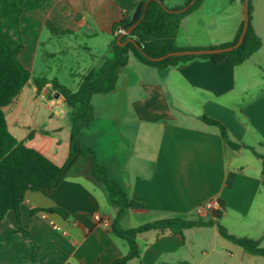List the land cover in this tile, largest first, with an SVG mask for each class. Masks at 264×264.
Segmentation results:
<instances>
[{
  "label": "crops",
  "instance_id": "obj_1",
  "mask_svg": "<svg viewBox=\"0 0 264 264\" xmlns=\"http://www.w3.org/2000/svg\"><path fill=\"white\" fill-rule=\"evenodd\" d=\"M138 1L25 0L24 49L19 58L32 78L5 108L6 115L10 110L20 116L11 122L7 116L8 129L20 142L36 149L30 142L35 128L44 126L33 120L38 102L24 97V90L28 88L36 99L48 97L49 126L41 133L64 131L60 123L71 108L61 96L56 97L53 82L68 87L58 79L55 62L79 78V87L84 75L99 72L113 56V27L132 18ZM188 1L162 0L171 3L172 9ZM244 2L203 0L182 19L177 46L210 49L234 42L244 22ZM251 3V23L262 48L243 64L197 59L160 71L129 55L115 90L92 97L94 117L81 142L108 177L143 206L128 210L117 222L122 230L141 226L136 222L142 217L150 218L146 223L199 219L197 206L213 197L224 206L218 224L187 229L183 236L158 231L139 234L141 255L127 264H257V256L237 248L218 228L221 225L237 237L258 240L264 236L262 160L249 149L264 155V0ZM37 78L49 81L40 94ZM204 116L222 123L231 141L248 148L229 146L218 127L203 121ZM66 133L70 149L72 127ZM68 156L59 162L48 158L62 166ZM80 161L88 172L70 171L55 189L25 193L21 227L36 248L39 264H112L130 252L129 243L112 230L119 207L93 176L91 159L82 157L76 164ZM57 208L67 216L48 211ZM97 215L109 218L111 228L99 223ZM202 219L216 220L214 214ZM18 226L14 211L0 222V264H32L30 243Z\"/></svg>",
  "mask_w": 264,
  "mask_h": 264
},
{
  "label": "trees",
  "instance_id": "obj_2",
  "mask_svg": "<svg viewBox=\"0 0 264 264\" xmlns=\"http://www.w3.org/2000/svg\"><path fill=\"white\" fill-rule=\"evenodd\" d=\"M34 1L40 2L41 0ZM191 1L189 0L186 5ZM146 2L147 0H139L132 18H124L114 25V38L110 43L113 56L104 63L99 72L92 71L84 75L76 91L53 82L56 94H59L70 108L77 110L72 114L73 127L70 138V155L67 161L59 166L40 151L20 142L8 129L5 108L19 96L32 78V74L19 58L21 51L24 49L21 18L25 0H0V222L5 219L9 211H14L19 225L18 232L28 241V232L21 227L20 212L25 193L27 191L47 192L57 188L82 157L91 159L93 176L99 183L104 185L110 202L119 207L116 223L112 227L114 234L126 240L130 245V252L126 256L115 260L112 264H127L131 259L140 257L138 235L141 233L158 231L183 236L184 231L187 229L218 224L217 219L223 214V212L216 213V220L209 222L204 221L202 218H168L146 223L137 228L122 230L117 222L128 210L142 208L143 206L131 200L126 191L108 177L106 170L97 163L93 152L81 142L82 134L94 117L93 95L110 93L115 90L119 70L128 64L129 55H133L146 66L164 71L169 67H181L183 64L197 59L211 60L216 64L227 61L233 66H239L262 48V40L256 34L251 23L252 3L250 1V24L244 41L239 48L220 54L174 56L159 62L153 61L151 58L165 56L171 52L189 50L179 48L176 44L180 24L182 19L196 10L203 0H197L188 11L181 14L167 12L162 0H151L144 14ZM143 14V20L132 31L131 35H125L121 40V42H126L129 38H134L137 45L128 42L125 46H120L118 44V39L121 36L119 30L128 31L141 19ZM243 26L244 22L234 42L210 49L225 48L236 44ZM48 83L49 81L44 78L35 80L38 94L42 92ZM202 119L204 122L218 127L222 138L232 148L236 150L242 147L248 148L231 141L226 127L219 121L205 116ZM249 149L262 160V183L264 186V155L259 154L254 148ZM48 211L67 216L59 208ZM218 228L222 237L240 246L249 255L261 257L264 260V236L258 240L237 237L230 234L221 225H218ZM29 243L33 255L32 264H39L36 248L30 241Z\"/></svg>",
  "mask_w": 264,
  "mask_h": 264
},
{
  "label": "rangeland",
  "instance_id": "obj_3",
  "mask_svg": "<svg viewBox=\"0 0 264 264\" xmlns=\"http://www.w3.org/2000/svg\"><path fill=\"white\" fill-rule=\"evenodd\" d=\"M164 5L168 9H172L171 3H166ZM80 53L84 57V51H81ZM38 63L42 64L44 66V68H47L44 65V61H40V62L38 61ZM55 63H56V65L54 66V70L55 69L57 70V73H58L57 77L60 80V82L65 84L68 88H70L72 90H76L78 87V83L80 81L79 78L72 76L70 71L66 70L64 67L62 68V66L59 65L61 62H55ZM49 64H52V63H46V65H49ZM52 68H53V66H52ZM45 73H47V75H48L49 70H47ZM38 74H40V73L35 71L34 76L39 77ZM48 76H49V78L50 77L52 78V76H50V74ZM42 77H45V74L42 75ZM23 96L27 97L29 100H31L35 103L38 102V108H39L38 109V115H35L33 117V120H35L36 122L44 124V126L41 130L38 127L35 128L34 138L30 142L31 145H34V147H36V149H39L47 157L53 158L56 162H59L61 157H64V155L66 157L68 156V154L70 155L69 136H68L69 134H67L66 131L70 130V128L73 127L72 114L74 112H76L77 110L76 109L74 110L71 108L70 109L71 114L69 115V117L66 119H63L61 121L60 124L63 126L64 131L55 132V133L48 132L47 134H42L41 131L43 129H46L47 126H49L48 115H47V111L45 109V106L48 103V97L45 99H36V98L31 96L28 88H26L24 90ZM50 98L52 99L53 97L50 96ZM7 116H8V119L10 122H11L12 118L20 117L18 115L16 116V113L10 112V110L7 111ZM78 170H83V171H87V172L89 171V169L85 165L84 161H80V163L75 164L72 167L71 172L76 173ZM138 221L136 222V225H142L143 223L150 221V218L148 220V218L142 217ZM231 244H233V243H231ZM237 248H241V247L238 246ZM254 260H257L256 261L257 264H258V262H264L263 258H261V257H255Z\"/></svg>",
  "mask_w": 264,
  "mask_h": 264
},
{
  "label": "water",
  "instance_id": "obj_4",
  "mask_svg": "<svg viewBox=\"0 0 264 264\" xmlns=\"http://www.w3.org/2000/svg\"><path fill=\"white\" fill-rule=\"evenodd\" d=\"M150 1L151 0H147V2H146V7L144 8V14L146 12L147 5ZM196 1L197 0H192L188 5H186L185 7L181 8V9H178V10H171V9L166 8V7H165V9L169 13L181 14V13L188 11L195 4ZM250 1L251 0H245V2H244V26H243V30H242V33L240 35V38L236 44L229 46V47H225V48L181 50V51L168 53L165 56H161L158 58H151V59L153 61L159 62V61H162L166 58L174 57V56H201V55H208V54H220V53L230 52L234 49L239 48L244 41V38L246 36V33L248 31V28H249V24H250ZM160 3H162V2H160ZM144 14L141 17V19L137 23H135L128 31H125V33L121 34V36L118 39V44L120 46H125L128 42H131V43H134L135 45H137L136 40L134 38H129L126 42H121V40L125 35H127V36L131 35L132 31L143 20ZM56 97L59 98L60 95L56 94Z\"/></svg>",
  "mask_w": 264,
  "mask_h": 264
},
{
  "label": "built area",
  "instance_id": "obj_5",
  "mask_svg": "<svg viewBox=\"0 0 264 264\" xmlns=\"http://www.w3.org/2000/svg\"><path fill=\"white\" fill-rule=\"evenodd\" d=\"M120 33H125L124 30H119ZM224 212L223 202L220 198L213 197L199 204L196 208V213L200 218L206 217L208 214H216ZM96 220L107 228H111L112 222L109 218L96 216Z\"/></svg>",
  "mask_w": 264,
  "mask_h": 264
}]
</instances>
